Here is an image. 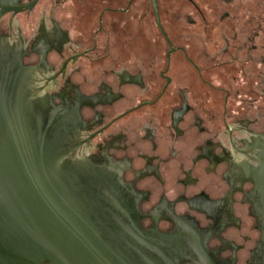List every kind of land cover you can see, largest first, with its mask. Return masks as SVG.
<instances>
[{
	"label": "flooded vegetation",
	"instance_id": "1",
	"mask_svg": "<svg viewBox=\"0 0 264 264\" xmlns=\"http://www.w3.org/2000/svg\"><path fill=\"white\" fill-rule=\"evenodd\" d=\"M156 5L0 0V93L124 263L264 264V0Z\"/></svg>",
	"mask_w": 264,
	"mask_h": 264
},
{
	"label": "water",
	"instance_id": "2",
	"mask_svg": "<svg viewBox=\"0 0 264 264\" xmlns=\"http://www.w3.org/2000/svg\"><path fill=\"white\" fill-rule=\"evenodd\" d=\"M62 162L37 145L27 113L0 93V264H126L88 217L105 216L61 180ZM254 182L264 189V176Z\"/></svg>",
	"mask_w": 264,
	"mask_h": 264
},
{
	"label": "rangeland",
	"instance_id": "3",
	"mask_svg": "<svg viewBox=\"0 0 264 264\" xmlns=\"http://www.w3.org/2000/svg\"><path fill=\"white\" fill-rule=\"evenodd\" d=\"M142 5V7H143V5H144V8H140V11L142 10H146L147 11V4L146 3H143V4H141ZM170 5H172V7L170 8V11H172V12H175L178 8H177V6H178V4L177 3H174V4H170ZM141 21V20H140ZM140 26H143L144 28H145V31H146V28H147V26H149V24H148V22H146V20H144V22H143V24H141L140 23ZM143 28V29H144ZM144 36H148L149 38L152 36V34H151V30L150 31H146V32H144ZM154 36V35H153ZM156 37V36H155ZM122 82L123 83H125V79L123 78V80H122Z\"/></svg>",
	"mask_w": 264,
	"mask_h": 264
}]
</instances>
